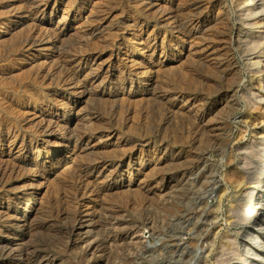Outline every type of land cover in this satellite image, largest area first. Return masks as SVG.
<instances>
[{
	"label": "rangeland",
	"instance_id": "obj_1",
	"mask_svg": "<svg viewBox=\"0 0 264 264\" xmlns=\"http://www.w3.org/2000/svg\"><path fill=\"white\" fill-rule=\"evenodd\" d=\"M145 1L155 6L142 16L140 6L132 2L128 5L124 0H47L42 1L47 16L39 18L41 21L34 26L23 18L24 14H19L4 28V14L17 11L19 2L0 0V167L5 165L9 141L24 137L28 146L33 145L31 151L19 154L28 163L5 184L4 194L16 198L27 190L42 203L45 215L28 217L27 212L24 215L32 223L45 217L51 220L58 211L67 212L51 230H37L33 234L26 257L33 264H258L259 257L249 260L243 251L253 246L249 240L264 238L263 233L255 230L256 222L264 217L260 204L264 194V129L259 123L264 119V102L256 100L264 97V59L251 66V62L264 55V44L257 43L256 48L252 44L260 38L258 32H264V14L249 15L246 10L250 6L241 5L243 0H216L200 17L202 25L194 32L195 36L187 37L171 30L169 24L166 26L172 19L164 20V15L170 13V8L192 0ZM210 1L192 3H199V10H203ZM62 16L68 30L62 37L61 48L71 45L77 38L76 31L78 36L81 34L85 20L106 16L103 37L123 23L133 25L136 20L138 26L130 28L129 33L122 31L108 37L106 42L100 40L85 47L93 55L101 53V59L111 64L104 45L113 41L120 48H129L136 61H143L145 56H141L138 44L128 40L132 38L131 32L142 28L143 38L152 34L171 45L168 60L176 61L168 63L166 70L158 74L156 85H142L150 89L148 95L128 96L125 92L99 96L103 88H88L79 95L82 83L77 84L74 95H69L57 83L58 75L52 64L55 57L48 58L55 50L49 51L46 46L18 50L29 30L52 28ZM108 23L112 26L107 27ZM185 39L186 43L192 42L194 50L204 42H214L216 48L212 56L205 57L206 64L191 69L187 50L178 53ZM161 51L158 47L155 55ZM209 53L211 50L206 51V55ZM213 56L214 61H208ZM61 98L74 99V109L49 110V106H58ZM187 100L195 104L194 116H203V123L211 127L203 135H194L195 119L184 105ZM110 113L116 118L120 135L101 136L98 142L97 131L107 127L105 121ZM95 115L104 121H98ZM49 118L53 122L50 125L46 123ZM53 133L59 136L54 138ZM64 134L88 135L82 151L74 155L64 152L69 144L61 137ZM147 138L152 141L148 148ZM120 142L128 143L120 146ZM134 145L139 151L133 161L142 150L146 164L149 159L160 158V168H144L130 180L128 158L112 170L106 166L107 162L100 164L97 172L106 166L114 179L104 203L117 206L120 211L101 221L105 225L100 224L95 238L104 243L120 235L126 241L108 247L103 254L95 251L84 255L73 247L69 228L74 211L71 203L74 193L69 192L71 176L78 165L107 161ZM39 162L44 163L46 170L37 171L35 164ZM257 179L261 180L259 185ZM92 180L101 181L94 177ZM146 180L150 182L151 193L145 195L138 186ZM23 211L21 207L18 213ZM137 228L150 231L151 237L145 240L150 245L156 242V249L149 251L145 243L133 246L128 242V234ZM4 229L5 224L0 223V238ZM255 232L258 234L253 235Z\"/></svg>",
	"mask_w": 264,
	"mask_h": 264
},
{
	"label": "bare ground",
	"instance_id": "obj_2",
	"mask_svg": "<svg viewBox=\"0 0 264 264\" xmlns=\"http://www.w3.org/2000/svg\"><path fill=\"white\" fill-rule=\"evenodd\" d=\"M42 1L47 3V0H18L19 5L17 7V11L14 12H7L6 15L4 14V23L3 27L10 23V20L19 16V14H24L23 18H27L28 22L31 21V25H35L36 22L41 21L39 18L47 16L45 11V6H43ZM128 4V2H132L133 4L141 7L142 16H145L146 10L155 6L154 4L145 1V0H124ZM187 1V0H186ZM185 1V2H186ZM193 1V0H192ZM186 2L181 4L180 6L177 5L176 8H170V13L166 16L164 20L172 19L171 23L167 22L165 25H170L171 30H175L176 32L183 34L187 37H194V32L199 29L200 24L202 25L201 16L204 14L209 8L212 7V4L216 0H212L209 3H206L203 10L199 6L197 2L192 3ZM195 1V0H194ZM198 1V0H197ZM239 4V3H238ZM241 5H246L249 7L246 12L249 15L253 14H264V0H243L240 2ZM46 5V4H45ZM129 5V4H128ZM201 5V4H200ZM214 5V4H213ZM202 7V5H201ZM63 11V10H62ZM68 11V10H67ZM64 13V12H63ZM68 14V12H65ZM102 13H106V10H103ZM65 14V15H66ZM100 16V15H98ZM92 20H85V28L81 31V34L78 36V32H75L77 38L71 41V45L67 48H61V40L62 37L66 34L68 28L65 21V16L56 22V24L52 28H44L41 31H36L34 28L29 30L27 34L22 38L19 43L18 50L22 51L26 47L33 48V47H40L46 46L45 49L51 51L55 50V52L50 53L48 58H54L52 64L55 67L57 76V83L62 87V92H67L69 95L75 94V87H78V83H82L81 85V92L79 95H83L88 88L99 89L103 88L102 93L99 96L104 94H111L117 95L119 93L125 94L127 92L128 96H134L138 94H147L150 91L148 87L143 88L142 85L154 86L157 84V77L158 74L164 72L166 70L167 64L171 61L175 60H168V52L171 51V45H167L164 43V40H158L154 38L152 34L147 35L146 38H143L140 33H142V28H138L134 32H131L132 35L131 39H128L129 42L138 44V50L141 52V56H145L143 61H136L132 57V52L126 46L120 48L119 45L115 44L111 41L109 44L104 45V50L109 53L107 59L112 60L111 64L109 61L102 60L101 53L97 54L96 56L92 54L91 49L87 50L85 47L89 45H94L97 41L106 42L108 37H112L114 34L124 33L125 31L128 32L130 28H134L138 23L136 20L133 21V25H119L112 31L106 32L108 33L107 37H103L104 33V20H107V15L105 17H98ZM49 17H51L49 15ZM52 20V19H51ZM29 24V23H28ZM38 24V23H37ZM30 25V26H31ZM37 26V25H36ZM111 23H108L107 27H111ZM39 27V26H38ZM51 27V26H50ZM24 29V28H23ZM40 29V28H39ZM188 29V30H187ZM124 31V32H122ZM112 32V33H111ZM184 32V33H183ZM129 33V32H128ZM261 33L260 38L258 41H254L252 44L256 48V46L264 44V32ZM25 34V33H24ZM178 38V37H176ZM215 41V40H214ZM219 43V42H218ZM258 43V44H257ZM187 46V48H184ZM214 42H204L199 46V49L194 50L192 42L186 43V39L184 41L183 48L178 53H184L187 50L188 62L191 63V69H194V66L201 64V66L205 63V57L212 56L214 53ZM158 47H161L162 51L161 54L156 56L155 52ZM208 55H206V51H210ZM218 51V50H217ZM216 51V52H217ZM53 54V55H52ZM206 55V56H205ZM174 56V55H172ZM113 57V59H112ZM214 57L208 61H214ZM115 59L114 63L113 60ZM218 57L216 55V58ZM258 61L251 62V66H257L260 59H264V55L257 58ZM224 61V60H223ZM44 62V61H43ZM220 62V61H219ZM222 62V61H221ZM220 62V63H221ZM39 63V62H38ZM209 63V62H208ZM40 64V63H39ZM206 64V63H205ZM222 64V63H221ZM260 64V63H259ZM116 66V67H115ZM205 66V65H204ZM118 67V68H117ZM120 67V68H119ZM259 68V67H258ZM84 73V74H83ZM45 76V75H44ZM82 78L81 80L79 78ZM143 88V89H142ZM77 94V93H76ZM153 94V93H152ZM150 94V96H153ZM78 95V96H79ZM234 95V94H233ZM232 95V96H233ZM76 96V95H75ZM143 96V95H142ZM234 97V96H233ZM147 99V98H145ZM65 100V101H64ZM66 98H61L58 106H52L49 110L60 108H67L70 110L74 109L76 101H66ZM259 102H264V97L259 96L256 99ZM149 101V100H148ZM189 102V103H188ZM187 103V104H186ZM184 105L187 106V111L190 113L193 112L192 109L193 103L192 100H187ZM25 106H29L28 104H24ZM172 108L175 107L174 104L171 106ZM59 108V109H60ZM62 108V109H63ZM64 109V110H65ZM196 110V108H195ZM196 112V111H195ZM173 113V112H172ZM179 113L176 111V115ZM94 114V113H93ZM97 114V113H96ZM193 114V113H192ZM196 114V113H195ZM202 114V113H201ZM98 115V114H97ZM175 115V117H176ZM179 115V114H178ZM177 115V116H178ZM39 116V115H38ZM96 116V115H95ZM173 116V115H172ZM171 116V117H172ZM181 116V113H180ZM194 116V114H193ZM41 120H44L42 118ZM174 117V116H173ZM52 118V117H51ZM98 121H102L103 119L98 116L94 117ZM99 118V119H98ZM195 119V136L203 135L206 129L211 128L203 123V116L196 115L193 117ZM114 114L110 113V116L107 117L105 123H107V127L100 129L97 131L99 134L98 142L101 141V136H110L114 134L115 136L120 135L119 129L116 125ZM40 120V121H41ZM52 119H47L46 123L49 125L53 122ZM169 120V118H168ZM167 120V121H168ZM171 120V119H170ZM45 121V120H44ZM104 121V120H103ZM260 126L264 129V119L260 122ZM194 124V122L192 123ZM58 125V124H57ZM61 125V124H60ZM62 127V126H61ZM64 127V126H63ZM60 129V128H59ZM264 133V130H263ZM106 134V135H102ZM205 134V133H204ZM54 138L58 137L57 133H53ZM69 144L64 152H71L74 155L78 150L82 151V144L87 140L88 135H77L74 136L73 134L63 135ZM153 139L155 136L152 137ZM119 138H117L118 140ZM123 142V141H122ZM151 139L147 138L145 141V146L148 148L149 144H151ZM9 147L5 154V160L2 167H0V223L5 224V229L2 232L3 236L0 238V254L2 264H33L29 261L26 257L27 250H28V243L37 230H45V229H52L54 223L58 221L60 218L65 217L67 212L65 210L58 211L54 215H52L51 220L47 217L38 220L36 223H32L28 220L30 215H45V211L42 210V203L36 200L31 192L25 191L22 193V196H18L14 198L13 195L4 194L5 184L13 177L14 174L18 172L19 168H23L24 164L28 163L25 159H22L19 155L23 151L29 152L32 150V143L28 146L24 142V137L20 140H12L9 141ZM126 143H119L118 145L126 146ZM114 147L117 144H113ZM34 149L37 147H33ZM117 149V148H116ZM119 149V148H118ZM264 150V144H263ZM118 151V150H117ZM139 151L138 148L134 146L129 147L126 151L118 156H114L112 158L102 160H93L89 162V164L78 165V170L74 171L73 175L71 176L69 188L74 193L73 195V202L74 203V211L72 216V223L70 224V233L73 235L72 244L73 247L83 252L84 255H88L89 253L98 252L103 254L108 247L112 245H116L117 242L123 241L125 242L126 239L124 236L114 235L101 243L98 239L95 238L97 235V230L100 228L101 221L106 216L108 217L109 214L111 216L112 213H119V208L117 206L106 205V202L103 198L105 195H108L111 191L110 182L113 179V172L106 169V166L112 169H116L121 166L122 161L126 158L129 160L128 168L130 170V177L132 179L133 175H139L144 168H149L152 170L157 169L160 164V158L153 160L149 159L148 163L143 160V153L142 150L140 151V156L136 157L135 161L132 160V157L135 156L136 152ZM24 157V156H23ZM33 161V159H32ZM108 163V165L104 166L103 171L97 172L98 167L102 163ZM3 163V161H2ZM60 164V163H59ZM33 166V165H32ZM38 169L44 171V163L39 162V164H35ZM34 167V169H36ZM33 168V167H32ZM160 168V167H159ZM158 168V169H159ZM46 170V168H45ZM128 170V171H129ZM16 172V173H15ZM35 172V171H34ZM97 173V176H94ZM129 176V175H128ZM41 177V176H40ZM96 178L97 180H101L98 182H93L92 178ZM130 183V182H129ZM257 185L261 183L260 179L256 181ZM128 187V186H127ZM130 190L131 188L128 187ZM143 194L151 193L150 182L147 180L142 182L141 185L138 186ZM114 189V188H113ZM153 193V192H152ZM71 195L69 198H71ZM90 195H93L95 198L91 199ZM69 202V200L67 201ZM261 207H264V194L262 196ZM21 207H24V211L20 214L18 211ZM28 213V217H24V215ZM117 217V216H116ZM108 221V220H107ZM103 223V222H102ZM107 223V222H105ZM105 225V224H101ZM107 225V224H106ZM133 228H131L132 230ZM254 229V228H253ZM255 230L260 231L258 233L264 234V217L263 220L257 221L255 224ZM99 231V230H98ZM149 230H145L142 232V229H135L131 231L128 235V242L133 244V246L143 245L149 251H153L157 248L158 244L155 242L154 245H150L149 242L145 239L151 237L149 234ZM258 233H253V235H257ZM111 242V243H110ZM122 242V244H124ZM127 243V242H126ZM249 243L253 244L252 247H247L243 252L248 255L249 260L253 259V257H259L261 260H258V264H264V238L258 240H249ZM105 244V246H102ZM248 246V245H246ZM17 258L18 263H16ZM252 263V260L250 261ZM246 264V263H244Z\"/></svg>",
	"mask_w": 264,
	"mask_h": 264
}]
</instances>
